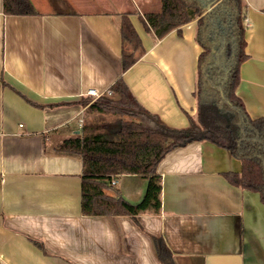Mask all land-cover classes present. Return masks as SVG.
Here are the masks:
<instances>
[{
  "label": "crops",
  "instance_id": "1",
  "mask_svg": "<svg viewBox=\"0 0 264 264\" xmlns=\"http://www.w3.org/2000/svg\"><path fill=\"white\" fill-rule=\"evenodd\" d=\"M30 15L5 14L0 0V264H264V203L223 175L240 171L229 150L194 140L157 165L160 205L135 218L81 213L82 160L57 149L80 137L88 104L122 77L147 110L172 127L196 118V19L157 38L143 22L160 0H29ZM245 5L246 53L236 94L264 115V0ZM141 51L121 69L123 15ZM131 50V45H128ZM112 185L139 202L147 179L123 173ZM111 193L112 190L108 189ZM34 241L41 244L36 245Z\"/></svg>",
  "mask_w": 264,
  "mask_h": 264
},
{
  "label": "trees",
  "instance_id": "2",
  "mask_svg": "<svg viewBox=\"0 0 264 264\" xmlns=\"http://www.w3.org/2000/svg\"><path fill=\"white\" fill-rule=\"evenodd\" d=\"M5 14L30 15L29 0H2ZM196 19V118L187 115L188 125L176 128L138 102L122 77L91 100L90 111L118 115L112 121L84 125L80 137L65 139L57 149L78 153L82 160L81 213L91 216L136 215L160 205V176L157 165L170 150L194 140H206L230 151L240 161V171L224 172L233 185L258 193L264 203V115L251 117L236 94L240 67L246 53L245 5L242 0H160V9L144 14L143 22L157 38ZM121 69L126 70L141 51L140 38L123 15L120 25ZM131 45V50L128 49ZM123 173L147 179L142 199H124L111 180ZM108 189H111L110 193ZM157 255L173 264L172 255L161 238L153 237ZM34 243L41 247L37 241Z\"/></svg>",
  "mask_w": 264,
  "mask_h": 264
},
{
  "label": "rangeland",
  "instance_id": "3",
  "mask_svg": "<svg viewBox=\"0 0 264 264\" xmlns=\"http://www.w3.org/2000/svg\"><path fill=\"white\" fill-rule=\"evenodd\" d=\"M96 112V111H93ZM118 115L111 114V113H96L94 117H91L90 120H88L85 124L87 126H90L91 124H97L101 123L103 121H112L113 119L117 118Z\"/></svg>",
  "mask_w": 264,
  "mask_h": 264
},
{
  "label": "built area",
  "instance_id": "4",
  "mask_svg": "<svg viewBox=\"0 0 264 264\" xmlns=\"http://www.w3.org/2000/svg\"><path fill=\"white\" fill-rule=\"evenodd\" d=\"M92 93L96 95L95 98H97L98 96H100L101 94H103V93L98 94V93L93 92V91H92ZM106 93L109 94V95L111 94L110 90H109L108 92H106ZM95 98H94V99H95ZM111 184H112V185L116 184V179H115V178L111 180Z\"/></svg>",
  "mask_w": 264,
  "mask_h": 264
}]
</instances>
